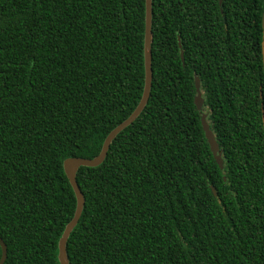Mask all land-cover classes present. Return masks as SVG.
Masks as SVG:
<instances>
[{"label": "trees", "instance_id": "trees-1", "mask_svg": "<svg viewBox=\"0 0 264 264\" xmlns=\"http://www.w3.org/2000/svg\"><path fill=\"white\" fill-rule=\"evenodd\" d=\"M263 18L264 0H152L150 95L76 173L70 264H264ZM144 28L145 0H0L4 264H60L62 162L96 156L138 104Z\"/></svg>", "mask_w": 264, "mask_h": 264}, {"label": "water", "instance_id": "water-1", "mask_svg": "<svg viewBox=\"0 0 264 264\" xmlns=\"http://www.w3.org/2000/svg\"><path fill=\"white\" fill-rule=\"evenodd\" d=\"M219 4H220V7H222V0H219ZM151 24H152V0H145V28H144V45H143L144 85H143L142 95H141V98L138 104L136 105L134 110L128 115V117H126L122 122H120L118 125H116L113 129L109 131V133L106 135V137L103 140L99 153L96 156H94L93 158L71 156V157L65 158L62 162L63 171L69 181V184L72 187V190L76 198V207H75L73 217L66 224L58 240L57 258L60 264H70L68 260V256H67V251H66L67 239L71 231L74 229V227L78 223V220L81 216V213L84 207V196L76 181V173L78 169L82 166L96 167L100 165L104 161L107 155L111 142L122 130H124L127 126H129L140 115V113L143 111L148 101L151 86H152ZM262 25H263V32H264V18H263ZM262 54H263V64H264V42L262 43ZM180 57H181V60L183 61V51H180ZM195 90H196V95L194 98V104L196 105V108L200 111L203 106V98H202V92L200 89V82L197 77L195 78ZM200 120H201L202 129L204 131V135L209 145V148L219 168L222 169L223 159L221 157V152L219 151V146L215 139V136L213 132L211 131L209 124L206 120V113H203L201 115ZM0 249H1L0 264H4L6 257H7V246L1 237H0Z\"/></svg>", "mask_w": 264, "mask_h": 264}]
</instances>
